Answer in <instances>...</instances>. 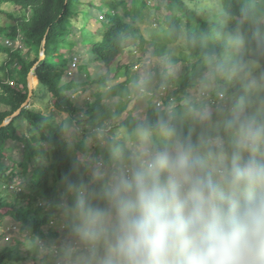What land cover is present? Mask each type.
I'll return each mask as SVG.
<instances>
[{"label":"clouds","instance_id":"obj_1","mask_svg":"<svg viewBox=\"0 0 264 264\" xmlns=\"http://www.w3.org/2000/svg\"><path fill=\"white\" fill-rule=\"evenodd\" d=\"M264 8L216 33L180 109L116 134L61 178L57 264H264ZM83 167L87 179L75 171Z\"/></svg>","mask_w":264,"mask_h":264},{"label":"trees","instance_id":"obj_2","mask_svg":"<svg viewBox=\"0 0 264 264\" xmlns=\"http://www.w3.org/2000/svg\"><path fill=\"white\" fill-rule=\"evenodd\" d=\"M254 1L164 0V14L157 20L159 31L168 33L170 44L180 50L174 55L166 45L154 43V53L173 65H183V74L176 80L169 77L176 89L164 98L162 109L151 100L155 94L150 92L144 118L155 119L160 110L180 109L202 74V52L208 47L219 48L216 33L225 21L227 30L240 24L242 9H256ZM145 2L0 0V14L10 19L0 25V55L6 57L0 66V227L10 219L23 235V241L0 247V264L29 260L57 264L51 252L40 251L37 241L61 238L62 223L54 209L61 178L82 155L105 156L104 146L95 139L97 128L108 125L110 134H115L138 120L128 111L127 100L138 76L131 74L130 64H120V60L131 45L143 50L148 43L135 17ZM259 25L264 27V20H259ZM4 39L20 42V46L7 47ZM41 52L45 58L39 61ZM35 65L37 85L28 105L21 107L28 98L27 78ZM92 65L105 71L91 74ZM73 73L77 78L71 80ZM90 89L84 102H79V95ZM108 98L114 99L111 104ZM37 101H46L65 118L58 120L53 110L45 114L34 109ZM18 110L19 114L10 118ZM70 129L77 132L72 140L67 138ZM75 175L87 179L83 167Z\"/></svg>","mask_w":264,"mask_h":264},{"label":"rangeland","instance_id":"obj_3","mask_svg":"<svg viewBox=\"0 0 264 264\" xmlns=\"http://www.w3.org/2000/svg\"><path fill=\"white\" fill-rule=\"evenodd\" d=\"M94 3H97L99 0H93ZM131 3V0H127ZM145 8L137 9L138 13L135 14L137 19V23L141 28V32L145 40L148 43L145 45L143 50H136L131 45L128 47L126 54L121 58L120 64H130L131 65V74L134 76H138V82L134 85H131V94L130 97H127L128 102V111H130L131 115L135 116L138 119H142L146 114V107L148 97H150V92H153L155 95L151 98V100L156 103H160V107L158 109H162L164 106V98L169 94H173V90L176 89V86L173 83H169L171 76L174 80L181 74H183V65H173L169 63L165 57H158L156 53H154V43L166 45L167 48H171L174 55H177L180 48L175 44L171 45L170 36L166 32H160V23L157 22L158 19L162 17L164 14V0H145ZM201 2H214L215 0H200ZM256 9L264 8L263 0H255ZM159 6V7H158ZM7 12H10L11 9H5ZM136 11V12H137ZM10 14V13H8ZM162 19V18H161ZM264 19H262L263 21ZM10 19L7 18V15L0 14V25L3 26L6 23H9ZM7 40V39H6ZM4 39L3 44L10 48H16L20 46V42H12L6 41ZM130 42H128V45ZM6 60L4 55H0V66ZM35 67V66H34ZM91 74L102 73L104 72V68L98 67L95 68L92 66L89 67ZM159 73V75L157 74ZM2 73L0 72V76ZM121 76V75H120ZM77 78L76 74L71 75V80ZM34 80V88L37 85V81ZM165 87V90L163 88ZM92 90H95V85H90ZM89 89V87H88ZM88 90L87 92H83L82 95H79V102H84V98H87L92 90ZM192 90H189V93ZM108 92L109 91H105ZM110 97V96H108ZM77 99V97H76ZM47 100V99H46ZM114 99L108 98V103ZM34 109L41 110L43 113L47 114L49 111L54 112L58 120H62L65 118V114L57 113L52 106L46 105V101L35 102L33 105ZM123 114L122 117H124ZM120 131V130H119ZM117 131L116 133H118ZM115 133V134H116ZM77 132L74 129H70L67 132V138L72 140V136L76 135ZM18 157L19 155H15ZM86 156L93 157L92 152L87 155H82L80 158L83 160ZM22 233L18 230L17 227L12 226V221L7 219L3 226L0 227V247L5 245H13L15 240H22ZM56 241V240H55ZM43 241H37L38 244L41 245ZM54 255V254H53ZM23 264H35L33 261L29 260ZM37 264H41L40 262Z\"/></svg>","mask_w":264,"mask_h":264},{"label":"water","instance_id":"obj_4","mask_svg":"<svg viewBox=\"0 0 264 264\" xmlns=\"http://www.w3.org/2000/svg\"><path fill=\"white\" fill-rule=\"evenodd\" d=\"M45 44V41H43V45ZM45 58V55H44V53L43 52H41V54H40V58H39V61H42L43 59ZM39 63V62H38ZM37 63V64H38ZM36 64V65H37ZM36 65H35V67H36ZM35 67H33L32 69H31V71H30V73H29V75H28V78H27V85H28V98H27V100L22 104V106L21 107H26L27 105H28V103L30 102V97L32 96V92H33V90H34V80H33V78H34V69H35ZM19 112H20V110H18L17 112H15L10 118H13L14 116H17L18 114H19ZM10 122V119H8V120H6V121H4L3 123H2V126H5V125H7L8 123Z\"/></svg>","mask_w":264,"mask_h":264},{"label":"built area","instance_id":"obj_5","mask_svg":"<svg viewBox=\"0 0 264 264\" xmlns=\"http://www.w3.org/2000/svg\"><path fill=\"white\" fill-rule=\"evenodd\" d=\"M149 95L152 96L151 93H150ZM156 107H157V108L160 107V103H159V102H156Z\"/></svg>","mask_w":264,"mask_h":264}]
</instances>
